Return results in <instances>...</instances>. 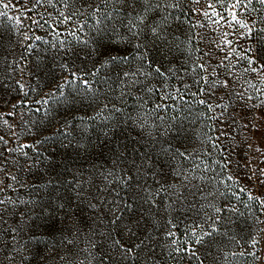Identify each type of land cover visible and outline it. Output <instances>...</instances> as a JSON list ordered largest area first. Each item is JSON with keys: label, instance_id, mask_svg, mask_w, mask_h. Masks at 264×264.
Instances as JSON below:
<instances>
[{"label": "rangeland", "instance_id": "374dc122", "mask_svg": "<svg viewBox=\"0 0 264 264\" xmlns=\"http://www.w3.org/2000/svg\"><path fill=\"white\" fill-rule=\"evenodd\" d=\"M234 3L2 0L0 264H206L250 196L224 249L264 264V43Z\"/></svg>", "mask_w": 264, "mask_h": 264}, {"label": "trees", "instance_id": "16d2710c", "mask_svg": "<svg viewBox=\"0 0 264 264\" xmlns=\"http://www.w3.org/2000/svg\"><path fill=\"white\" fill-rule=\"evenodd\" d=\"M233 1V0H232ZM251 4L247 3V0H241L240 6L242 10H249L250 15L245 18L246 21L251 20L253 22V30L245 33L244 43L248 45H261L264 43V5H260L255 0ZM180 7V2L177 4ZM245 30V29H244ZM249 199H242L237 209L235 207L228 208L224 207L222 210L219 208L217 215L213 216L212 223H210L207 234L202 235V239L198 244H193L199 253L202 252V257L205 259L206 264H254V261L245 262L240 255H231L226 251L225 246L228 244L227 233L228 228L234 225H243L244 223L250 222L248 214L242 215V210L247 209V202ZM252 206V203L250 204ZM216 213V212H215ZM214 213V214H215ZM187 231L180 230L179 236L182 237ZM182 247L186 248L187 243L184 241ZM201 254V253H200ZM187 257L184 251L178 256L177 260H174L176 264H184L185 258ZM229 257H234L231 262L228 261ZM198 259V258H197ZM201 260V259H199ZM194 261V260H193ZM228 262V263H227ZM188 264L191 262H187Z\"/></svg>", "mask_w": 264, "mask_h": 264}, {"label": "snow or ice", "instance_id": "6c2138e0", "mask_svg": "<svg viewBox=\"0 0 264 264\" xmlns=\"http://www.w3.org/2000/svg\"><path fill=\"white\" fill-rule=\"evenodd\" d=\"M252 2H253V0H247L248 4H251ZM256 2L259 3L260 5H264V0H256ZM0 3H2V0H0ZM240 4H241V0H235V3L232 4V8H236V7L240 6ZM4 7H7V5H4ZM209 7H212V5L210 4ZM4 15H6V13L0 11V16H4ZM205 15H207V13H205ZM217 15H219V14L217 13ZM231 16H232V19L230 21H226L229 24V26H231L233 23H236V24H239L240 27H247L242 21L237 19V15L235 12H232ZM220 20H226V18L221 16ZM214 23H220V21L219 20L214 21ZM248 31L251 32V28H249ZM225 35H227V34H225ZM226 43H230V41L226 42ZM246 51H251V49L250 48L246 49ZM113 59H115V58H113ZM254 63H256V61L249 58V65L251 66ZM260 70L264 71V65L261 66ZM253 71H256V69H253ZM249 199H252V197L250 196ZM200 239H202V238H197L196 242L199 243ZM253 243H255V241H253ZM192 254H195V253L193 252Z\"/></svg>", "mask_w": 264, "mask_h": 264}]
</instances>
